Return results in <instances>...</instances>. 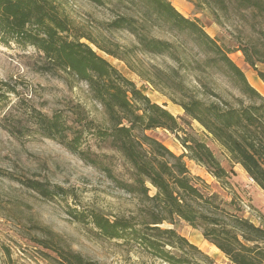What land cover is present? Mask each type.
<instances>
[{
    "label": "clouds",
    "instance_id": "9594fccd",
    "mask_svg": "<svg viewBox=\"0 0 264 264\" xmlns=\"http://www.w3.org/2000/svg\"><path fill=\"white\" fill-rule=\"evenodd\" d=\"M170 4L0 0V264H170L173 257L212 264L161 231L182 227L183 203L170 204L159 185L150 194L142 189L152 179L144 165L159 171L172 163L145 129L160 124L173 139L191 137L187 113L161 123L167 114L117 81L89 44L146 79L161 66L144 62L143 54L153 52L145 43H159L166 32L159 59L175 88L165 94L178 105L218 109L227 120L196 117L213 133L209 141L239 145L264 169V94L226 59L231 53L242 68L264 75V0H191L190 16L199 13L194 23ZM195 24L210 29L220 48ZM195 150L193 144L189 157ZM229 159L246 166L238 151ZM240 219L195 226L229 230L227 264H264V216L252 221L255 227Z\"/></svg>",
    "mask_w": 264,
    "mask_h": 264
},
{
    "label": "trees",
    "instance_id": "16d2710c",
    "mask_svg": "<svg viewBox=\"0 0 264 264\" xmlns=\"http://www.w3.org/2000/svg\"><path fill=\"white\" fill-rule=\"evenodd\" d=\"M191 1V0H188ZM172 10L177 13L178 16H180L184 20H188L190 23H194L195 21H198V19H188L185 18L180 14L179 11L176 10V8L170 4ZM195 27H200V30L208 37L210 41H213L216 44L217 48H220V45L217 43L215 39H212L204 30L203 27H201L199 24H195ZM160 39L159 43H153L152 41H146L145 46L146 48L152 49V53H144V54H150L153 56H160L161 49L165 43H167V40L162 38L160 35L167 37L168 34L166 32H161L158 34ZM90 50L97 54L96 51L92 49V47L89 45ZM103 51V50H100ZM107 54V53H106ZM230 54V53H229ZM109 55V54H107ZM111 56V55H109ZM114 58L119 59L118 57L112 56ZM226 59L229 61V63L232 65L233 68H235L236 73L239 76H242L244 81L247 83L248 87L253 90L257 95H260L257 90H255L247 81L244 73L241 71V69L228 57ZM105 60V59H104ZM120 60V59H119ZM122 61V60H121ZM106 63H108L113 69L114 74L116 76L117 81H127L129 85L133 88V93L139 92L140 95L145 99L148 100L150 103H152L156 108L160 110L161 113H166L167 115L165 117H161V123L164 124H172L177 121V118L174 117L165 107L152 102L150 98L141 91V89H138L136 84L126 78L124 75H122L117 68H115L113 65H111L107 60H105ZM124 62V61H123ZM128 66V65H127ZM128 68L134 72L138 77H140L141 80L146 81L150 85H152L154 88H156L159 91H165L167 93H172L173 89L175 88V85L172 83L171 79L165 74L164 69H160L148 73L151 74V76H148V73L146 74L148 78H142L136 71H134L131 67L128 66ZM257 77L263 82L264 84V75H261L257 73ZM201 87H204V85H201ZM177 91L179 89H176ZM132 93H125V95H129ZM208 95L210 97H215L216 93L211 90V88H208ZM169 97V96H168ZM170 101L179 106L183 112L184 116L185 113H187V116L185 117L187 120L196 121L200 126H202L209 134L213 135L212 132H210L203 124H201V120L197 119V115L201 117V119L207 121L208 123H212V121L209 119L210 117H214L217 121L218 120H227L228 117L224 114L220 113L218 109L215 107H212L210 112H206L203 109H201L200 104H198L196 101H192L189 105L184 104H177L174 100L170 99ZM168 118H171L170 120ZM215 126V125H213ZM163 129L172 132L171 128L169 127H161L160 124H157L155 129ZM153 129L151 127L145 129V136L151 137L146 134L147 131H152ZM217 137L222 136V131L217 128L216 133ZM190 141V142H189ZM219 144L224 147L228 153L230 151H238L242 159L245 161V164H239L244 171L247 173V175L256 183L257 186H259L261 189L264 190V169H261L260 167V161H258L257 156L255 154H249L245 149L240 148L239 145L236 146L235 149H231L228 146V141L221 142L219 138L216 139ZM153 144L158 147L159 153H166L167 157L172 158L171 167L169 166V163H163L158 165L159 171H155L151 166L144 165L143 171L145 175H151L152 179L151 181H146L142 185L143 191L150 193V187L153 188L156 185H159L160 188L164 191L166 194V198L170 204L173 206L180 205L183 203L184 207L182 209L183 215H181L180 220L185 221L190 226L197 228L195 225L196 223L201 224H220L222 222L223 217H230L234 218L235 222L241 223L240 216H237L233 213H227L224 212L217 204H215L214 200L211 196H205L200 189L198 188L197 182L202 181L199 178H194L190 176L189 171L183 161V155H175L173 152H171L165 145H163L160 141L157 139H154ZM180 142L185 148V150L191 149L192 145L195 144L196 150L193 157H189L188 151L187 154L188 157L195 161L196 163L204 166L207 171L218 181L224 183V179L227 177V171L222 167L220 162L216 159L213 152L209 149V147L198 140L197 138L191 136V137H180ZM179 198V199H178ZM247 221L248 225H251L252 227H255V225L250 222L248 219H245ZM161 231L168 232L174 237H178L179 241L184 244L190 246L192 249H194L196 252L201 253L194 245L190 244L184 237L180 236L174 228H167V229H161ZM229 230L226 228H214L208 231V233H205V231L202 230V236L205 240L210 242L212 245H214L219 251H221L224 256L228 259V254L231 251L230 247L228 246L226 242V237L228 236ZM214 240L220 241V243H214ZM202 254V253H201ZM45 258H47V254H43ZM203 257L207 258L212 262V260L202 254ZM170 264H198L197 262H188L187 258H180L177 259L175 257L171 258ZM212 264H214L212 262Z\"/></svg>",
    "mask_w": 264,
    "mask_h": 264
},
{
    "label": "rangeland",
    "instance_id": "374dc122",
    "mask_svg": "<svg viewBox=\"0 0 264 264\" xmlns=\"http://www.w3.org/2000/svg\"><path fill=\"white\" fill-rule=\"evenodd\" d=\"M171 4L185 18L199 20V13H197L195 17L190 16L191 1L171 0ZM204 30L212 39H215L210 29L204 28ZM160 36L162 38L165 37L162 35ZM217 43L219 44L218 41ZM89 45L91 46V44ZM91 47L98 55L117 68L122 75L134 82L137 88L141 89L152 102L165 107L176 118L185 117L183 110L170 101L168 97L169 95H166L165 91H159L146 81L141 80L140 77L132 72L123 61L109 56L93 46ZM237 55L239 54L237 53ZM143 56L146 64H152L153 61H155L161 66L160 69H164L167 64L166 61L159 59V56H153L150 54H143ZM229 58L241 69L248 83L257 90L260 95L264 94V92L261 91V87L264 86V84L257 77V73L253 75L247 69L242 68L231 53L229 54ZM148 76H151V74L148 73ZM216 83L221 87L224 86V82L219 78H217ZM188 122L191 124L192 136L205 143L213 152L222 167L227 171V177L224 179V183L218 181L204 166L191 160L188 155H186L187 151L180 142L181 135L178 134L176 138L173 139L172 132L163 129L147 131L146 134L149 136L154 135L158 141L165 145L175 155H183V161L190 176L199 178L202 181V183L200 181H195L200 191L205 196H211L215 204L224 210V212L233 213L237 216L242 214L245 219L251 217V219H248L250 222L256 220L258 216H264V213L261 212V209L264 208V190L256 185L239 164L231 162L228 151L222 147L216 139L209 141L208 138L212 136L211 134H209L196 121L188 120ZM151 189L152 188L150 187V192ZM180 224L182 227L179 230H176L175 226L170 227L174 228L180 236L184 237L190 244L194 245L202 254L208 256L214 264H227L228 259L214 245L203 238L202 230L200 228H194L183 220H180ZM43 254L46 253H41L40 255L44 259H47ZM195 262L201 264L199 258H197L194 263Z\"/></svg>",
    "mask_w": 264,
    "mask_h": 264
}]
</instances>
